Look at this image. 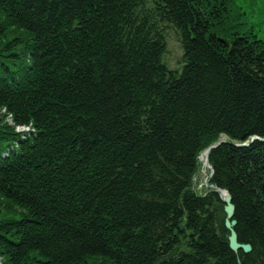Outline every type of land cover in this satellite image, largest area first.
Listing matches in <instances>:
<instances>
[{
  "label": "trees",
  "instance_id": "16d2710c",
  "mask_svg": "<svg viewBox=\"0 0 264 264\" xmlns=\"http://www.w3.org/2000/svg\"><path fill=\"white\" fill-rule=\"evenodd\" d=\"M261 13L254 0H0L2 264H264ZM221 134L210 183L248 253L228 247L218 196L192 190Z\"/></svg>",
  "mask_w": 264,
  "mask_h": 264
},
{
  "label": "rangeland",
  "instance_id": "374dc122",
  "mask_svg": "<svg viewBox=\"0 0 264 264\" xmlns=\"http://www.w3.org/2000/svg\"><path fill=\"white\" fill-rule=\"evenodd\" d=\"M165 40H166V54L163 57V61H165L169 70H176L179 67L180 58L182 55L177 34L173 30H167L165 33ZM6 122L10 125L8 119L6 120ZM207 177H208V170L201 161V164L199 165L197 171L192 177V183H193L192 188L197 194L204 193L206 189ZM0 210L4 211L6 214L13 212L12 208L9 207V205L4 201H2L1 199H0ZM16 211L19 212L20 209H16Z\"/></svg>",
  "mask_w": 264,
  "mask_h": 264
},
{
  "label": "water",
  "instance_id": "95a60500",
  "mask_svg": "<svg viewBox=\"0 0 264 264\" xmlns=\"http://www.w3.org/2000/svg\"><path fill=\"white\" fill-rule=\"evenodd\" d=\"M212 148L214 147H211L210 149ZM210 149L206 151V155H208ZM221 200L225 205L224 213L226 214V220H225L224 226L229 231L228 246L230 250H232L233 252H237L239 250L242 251L243 253L250 252L249 245L238 244L236 235L232 230V228L235 226V222L234 221L230 222L231 218L233 217V213H234V206L231 204L230 197L227 195V196L221 197Z\"/></svg>",
  "mask_w": 264,
  "mask_h": 264
},
{
  "label": "bare ground",
  "instance_id": "6f19581e",
  "mask_svg": "<svg viewBox=\"0 0 264 264\" xmlns=\"http://www.w3.org/2000/svg\"><path fill=\"white\" fill-rule=\"evenodd\" d=\"M200 160L204 162V160H205L204 155H202V156L200 157Z\"/></svg>",
  "mask_w": 264,
  "mask_h": 264
}]
</instances>
